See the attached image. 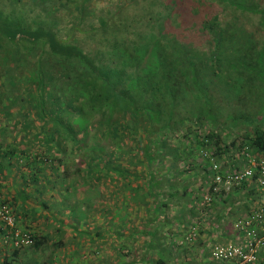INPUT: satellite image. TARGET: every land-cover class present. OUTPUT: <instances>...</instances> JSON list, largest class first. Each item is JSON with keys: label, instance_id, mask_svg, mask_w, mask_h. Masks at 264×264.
<instances>
[{"label": "trees", "instance_id": "obj_1", "mask_svg": "<svg viewBox=\"0 0 264 264\" xmlns=\"http://www.w3.org/2000/svg\"><path fill=\"white\" fill-rule=\"evenodd\" d=\"M36 1L50 5L43 10L45 18L30 14L33 12L31 4ZM112 1L103 2L110 6ZM140 1L118 0L115 8L122 10L127 3L132 6ZM146 1L148 5L142 8L143 13L130 17L123 10L119 15H96L93 12L98 10L101 0H0L1 51L6 44L17 49L20 43L40 48L37 55H30L32 62L27 60L35 65L36 76L32 83H27L26 89L20 83L21 78L12 74L21 60L18 53L0 57V65L4 66L0 70V90L11 88L6 95L0 93V191L14 172L31 174L27 178L35 183L36 174L49 171L45 190L49 183L57 193L64 188L69 191L67 181L77 179L87 191L107 196L106 200L98 199L103 209L97 211L95 217L106 218L123 211L122 226L145 230L152 225L154 232L150 233L148 244L149 250L158 254L156 264H180L179 261L173 263L174 256L162 254L165 251L156 247L160 230L167 227L164 221L170 214V203L175 204L181 194L183 199L191 193L194 197H189V202H196V206L209 215L214 202L224 195V186L215 183L213 159L224 155L231 133L239 127H252V130L245 132L237 149L264 159V125H260L264 123V40L258 48L253 36L238 28L239 19L234 16L235 13L257 14L264 31V3L253 6V0H194L196 5L207 7L209 13H203V9L195 5L190 14L177 17L178 22L185 25L184 29H179L181 33L187 37L196 35L207 44L198 51L197 47L180 42L173 33H164L155 29L156 24L153 26L160 22L164 10L171 7L168 6L171 0ZM171 2L174 6L178 1ZM148 8H155L154 13ZM70 9L71 13H76L73 27L59 28L55 13L66 10L71 14ZM144 20L148 26L144 25ZM236 32H240L239 35ZM77 33L84 35V39H79ZM85 40L96 47H84ZM124 48H131V52ZM250 48L256 56L254 66H249L248 61L245 63ZM199 67L219 79L225 76V81L232 83L235 89L242 87L240 95L244 93L245 72L252 71L260 84L252 87L259 97L257 103L254 104L252 98L241 102L245 111L238 107L235 110L238 114L227 115L225 127L218 131L221 126L212 111L213 105L202 93L199 83ZM12 118H18L13 122L18 137L8 144L1 137L5 136ZM91 139H96L97 144L91 145ZM216 164L220 165V175L224 176L227 169L220 162ZM194 172L196 179L188 180ZM198 176L203 179L201 184ZM255 180L254 177L251 182ZM247 182L241 186H246ZM107 186L111 187L110 191H103ZM216 186L219 192L212 196L213 201L201 207L200 200L211 195ZM121 191L129 202L121 199ZM200 191L203 195L198 199ZM21 195L22 199L31 197L26 192ZM97 202L94 205L99 207ZM3 205L11 207L16 230L27 233L34 244L29 248H15L11 240L4 243L3 235L12 237L15 229L6 228L0 220V246L12 253L11 260L5 259L0 264H11L24 249L50 248L49 236L17 227L14 200H0V207ZM46 207L52 212L67 209L65 201L46 204ZM257 208H250V213ZM76 209L78 206L71 216H75ZM139 221L141 227L137 224ZM172 224L178 229L185 226L189 234L195 235L183 244V240H176L178 248L188 246L189 251L193 250L199 238L197 226L186 225L177 218ZM137 234L141 232L134 236ZM122 244L130 252L128 240ZM214 247L207 251L203 263L209 258L212 264H222L212 257ZM195 252L191 254L196 256ZM191 254L186 255L187 262ZM256 264L264 263L260 260Z\"/></svg>", "mask_w": 264, "mask_h": 264}, {"label": "crops", "instance_id": "obj_2", "mask_svg": "<svg viewBox=\"0 0 264 264\" xmlns=\"http://www.w3.org/2000/svg\"><path fill=\"white\" fill-rule=\"evenodd\" d=\"M260 125H264V123ZM251 128L242 126L239 129H235L227 141L228 149L224 150V155L218 159H213V161L224 165L227 172L230 170L231 172L240 173L248 168L250 164L243 155L244 151L240 152L237 148L242 144L245 132L251 131ZM233 142H235L236 146L233 145ZM36 175L37 181L33 183L32 179L27 178H30L31 174L14 172L6 187L0 191V200H14L17 203L14 207L18 220L17 227L31 231L36 235L49 236L51 238V241L48 242L50 243V248H42L37 251L24 249L16 259L11 261V264H105L104 262L107 261H104V259L113 258L116 254H119L117 251L115 253L114 250L116 248L120 251L118 237L112 239L115 235L112 233L113 231L108 230L109 227H117L119 221L102 216H94L98 213L97 211L100 212L103 209L101 202L96 199H88L87 191L83 193L80 190H76L74 194V190L78 189V183L73 187V190L69 189V193L64 198L65 194H63V191L55 192L49 183L45 190L44 183L46 184L49 171H46L43 175ZM189 177L192 178V181L196 179L195 173H192ZM197 179L202 180L200 184L203 182L200 176ZM35 186H39V189H34ZM232 188L223 187L224 195L221 200L214 202L215 205L208 212L209 215L206 212L203 213V209L198 208L196 202H189L194 197V194L190 193L187 198L183 199L181 194L180 197L176 198L175 204L170 203L171 211L173 210L174 213L171 214L170 211L164 221V224L167 223L165 225L167 227L164 230H160L158 234L157 249L160 251L164 250L165 252H161L162 254H171L172 257H175L176 262L179 261L180 264H188L185 260L186 253H184L188 246L178 248L176 240H183L181 243H185V239L189 235V228L184 226L185 228L181 227L178 229L173 226L172 222H174V218H177L180 219V222L184 220L187 223L186 225L197 226L199 230L198 241L193 246L198 258L195 260L197 262L195 264H212L209 258L207 262L203 263L207 251L215 245L236 240L238 235L236 234L235 226H237L238 221L248 216L251 209L264 204V193L258 190L255 183L248 181L246 186ZM23 192L28 193L31 197L22 199L21 194ZM202 195L200 191L198 199ZM189 197H191L190 200ZM63 201H65L67 206L64 211L52 212L46 207V204L62 203ZM95 202L99 203L100 206L97 207L92 204ZM200 203L202 207L203 201L201 202L200 200ZM10 204L12 205V202ZM75 206H78V209H76L75 216H71ZM90 209H92L93 213L90 212ZM94 209L96 210L94 211ZM137 224L141 227L140 221ZM150 226L152 228L149 227L145 230L139 227L131 229V242L130 239H126L129 245L131 244V264H149L150 262L156 264L158 261L156 258L158 254L155 250H149L150 233L154 232L153 226ZM138 231L141 234H137V237H135L134 235ZM55 243L57 245L61 243V245L56 246ZM193 250L191 249L192 252ZM11 254V251L9 252L0 246V261L2 263L5 259L11 260ZM260 260L264 263V252L261 254ZM108 264H111V262Z\"/></svg>", "mask_w": 264, "mask_h": 264}, {"label": "rangeland", "instance_id": "obj_3", "mask_svg": "<svg viewBox=\"0 0 264 264\" xmlns=\"http://www.w3.org/2000/svg\"><path fill=\"white\" fill-rule=\"evenodd\" d=\"M98 1V0H97ZM102 2H100V4H98L97 6H99L98 10L94 11L93 13H95L96 15H103V16H108L110 14H116L119 15L121 14L120 12L123 10L125 15H128L131 17V15L136 14V13H143L142 8L146 9L147 5H148V1L145 2V0H141L138 4L136 5H132L130 3H127L122 10H116L115 6L118 5V0H113L110 4V6H106V2H103L104 0H101ZM107 2L110 3L111 0H105ZM130 1V0H128ZM172 1V0H171ZM168 4V6H171L169 9L164 10V15L162 17V19L160 20V22H155L153 24V26L156 24L157 28L155 27V29L159 30V31H164L167 33H173V35L177 36V38L180 40V42H182L183 44L186 45H191L194 47H197L198 51H201L199 49H205L207 47V44L203 41H201V38L193 35L190 37H187V35H184L183 33H181V30L179 29H184L185 25L179 23V18L178 17H184L185 15L187 16L188 14H190L192 12V10L194 9L193 6L195 7V1L194 0H182L178 2H176V4L173 6V2H171ZM241 1V0H239ZM95 2V1H94ZM93 2V4H94ZM264 0H253V6H255L256 4L258 6L263 5ZM33 12H30V14H32V17L38 16L40 18H45L46 13H43V10L50 7V5H45V4H41L39 1L33 2ZM199 8H202L203 13H209V9H206L207 7L200 5L199 3H197V5ZM110 7V8H109ZM208 7L210 8V6L208 5ZM148 11L153 12L155 11V8L153 9H147ZM146 10V13H148V11ZM73 10L70 9L69 13H71ZM91 12V11H90ZM88 12V13H90ZM92 13V12H91ZM110 13V14H109ZM230 15V14H229ZM76 17V13H71L68 14V11L66 10H62L59 11L57 13H55L54 18L59 20V28L61 29H71L73 27L74 23L73 22V17ZM178 16V17H177ZM235 17H238L239 21L237 24L239 29H243L244 32L251 34L254 38V44L259 47H261V44L263 43L262 41L264 40V31L261 29L260 27V16L259 15H255V14H241V13H235L234 14ZM144 25L148 26V22L146 20H144ZM87 25V24H86ZM146 26V28H147ZM168 27V28H167ZM180 27V28H179ZM85 28V27H84ZM157 33V32H156ZM155 33V34H156ZM237 35H239L240 32H236ZM79 39H84V35L77 33ZM151 35V33L149 34V36ZM156 38V37H155ZM131 39V37H130ZM96 47V44H93L92 42H89L88 40L84 41V47ZM38 49H40L39 47H34V46H30L26 43H20L18 45V49L17 47L14 46H9L6 44V48L4 51H1L0 49V57H3L4 55L8 54H14V53H18V57L21 58V60L18 62L17 65H15L17 67L16 70H14V72H12V74L14 76H19L21 78V85L24 87V89H26L27 87H29V85H27V83H32L35 79V65L32 64V59L30 55L32 54H36L38 53ZM127 52H131V48H124ZM18 50V51H16ZM10 51V52H9ZM33 56V55H32ZM245 63H247L248 61V65L254 66V60L256 59V56L254 55V50L252 48H250V50H248L246 52L245 55ZM10 59V57H9ZM31 62H28L27 60H29ZM148 62V60H147ZM11 63V60H9L8 65ZM202 67V66H201ZM199 67L198 70V78H199V83L200 85H202V93L204 94V96L206 95L207 99L211 100V104L213 105L212 111L214 114H216L217 116V121L218 124L221 126L218 128V131L222 130L225 127L226 124V116L229 114H232L235 116V114H238L239 112L235 113V110L239 107V110L241 109V102H246L249 98H252V100L254 101L253 103L256 104V98L258 99L259 97L258 94H256V92L253 91L252 87L253 86H259L260 84H257V80L254 76V73L250 70H247L245 72V77L246 81L244 83V93L242 95L241 94V89L240 88H233L232 83L229 84V82L225 81L226 77L223 76L222 78H217L216 76L213 75V73H211L210 71H208L207 69L203 70L202 72V68ZM1 68H4V66L1 64L0 65V70ZM233 75H235V72L232 71L231 72ZM249 79H252L253 82L248 81ZM182 80V79H181ZM9 90L11 91V88L5 91V89L0 90V93H9ZM17 92V91H16ZM251 106V105H249ZM258 106V105H256ZM197 107V105H196ZM243 108V107H242ZM26 109H28V107H26ZM19 110V109H18ZM18 110H15L16 113L19 112ZM195 110V109H194ZM210 109L207 108V111H209ZM243 110L245 111V108H243ZM206 111V110H205ZM11 122L8 123L9 127H7V132L5 133V138L1 137L2 141H5L6 143L10 144L13 140H15L16 137H18L17 133L15 132V128H14V124L13 122L18 121V118H12L10 120ZM7 126V124H6ZM173 143V142H172ZM97 144V140L96 139H91V145H96ZM261 159V158H260ZM205 162V161H204ZM203 162V164H204ZM208 163V162H207ZM205 163V164H207ZM159 173H164L163 171L161 172V170H159ZM198 172H200L199 170H197ZM196 171V172H197ZM194 172V173H196ZM191 176V175H190ZM195 176H197V174H195ZM188 178V177H187ZM191 178H188V180ZM199 180V181H198ZM198 183L200 184V179H197ZM69 189L73 190V187H75V185L77 183H79V181L77 179H70L67 181ZM60 186H64L62 185V183H60ZM78 189L74 190V194L76 190H80L83 193H85L88 188L80 185V183L77 185ZM111 187L107 186L103 188V191L106 190L107 192H109ZM63 194H65L64 198H66V194L69 193V191L66 190V188H64L63 190ZM71 193V192H70ZM89 197H93L91 200L93 199H102V200H106L107 196L104 194L102 197L99 196L98 193H96L95 191H87ZM124 191H121L120 194H123ZM120 197V196H119ZM125 194H123L121 196V199L124 200V202H129L126 199H124ZM102 202V201H101ZM118 204L121 205V203H119V201L117 200ZM94 204V203H92ZM264 206V204H263ZM119 215H117V213H114V217L112 215H110V217H106L109 219H115L119 221V225L117 223V227L112 226L109 227L108 230L109 231H113L112 233L115 235L113 236L112 239H115L118 237V244L120 243L122 246L120 247V251L117 250L116 248H114L115 253L116 251L119 252V254L115 255L113 258H109V259H104V261H107L108 263L111 262V264H131V255H129V250H125V247H123L122 241H126V239H130L131 242V228L122 226V217L124 215V212L120 211V213H118ZM123 214V215H122ZM112 216V217H111ZM246 217V216H245ZM244 218V217H243ZM125 227V228H124ZM236 229V226H235ZM236 231V234L238 235L239 239V234ZM121 236V238H120ZM189 238V235L186 237V239ZM185 239V242H187ZM232 242V241H231ZM229 242V243H231ZM183 244V243H182ZM228 243H223L222 245H225ZM219 245V244H218ZM131 246V244H130ZM217 246V245H215ZM189 248H186V250L184 251V253H186V255L189 253L191 254V251H189ZM126 253V254H124ZM124 254V257L122 256ZM198 259L195 255L191 254V260H188L189 264H195L197 263L195 260ZM155 260V259H154ZM176 259L174 258V261H172L173 263L175 262ZM107 262H104L105 264H108Z\"/></svg>", "mask_w": 264, "mask_h": 264}, {"label": "built area", "instance_id": "obj_4", "mask_svg": "<svg viewBox=\"0 0 264 264\" xmlns=\"http://www.w3.org/2000/svg\"><path fill=\"white\" fill-rule=\"evenodd\" d=\"M243 155L248 159L250 166L240 173L229 170L224 173V176H221L220 165L214 163L215 183L220 185V187L232 188L233 186H241L244 181H251L255 177L258 190L264 193V159L250 156L246 150ZM218 192L219 187L216 186L211 195L204 197L203 205H210L213 201L212 196L217 195ZM0 220L6 228L15 229L12 237L8 234L3 235L4 243L11 240L13 241L11 246L15 248L33 246L34 242L27 233L16 230L15 215L9 205L0 207ZM236 230L239 234V239L225 245L219 244L215 246L212 251L213 259L222 264L258 263L261 254L264 252V206H259L253 213L239 220ZM194 236V234H189V238L186 241H190Z\"/></svg>", "mask_w": 264, "mask_h": 264}, {"label": "clouds", "instance_id": "obj_5", "mask_svg": "<svg viewBox=\"0 0 264 264\" xmlns=\"http://www.w3.org/2000/svg\"><path fill=\"white\" fill-rule=\"evenodd\" d=\"M251 155V154H250ZM241 220V219H240ZM1 230V229H0ZM3 231V230H2Z\"/></svg>", "mask_w": 264, "mask_h": 264}]
</instances>
